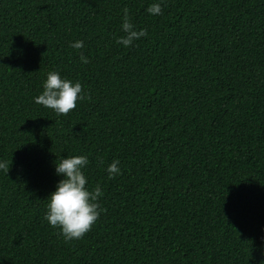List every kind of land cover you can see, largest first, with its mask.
I'll list each match as a JSON object with an SVG mask.
<instances>
[{"label": "trees", "instance_id": "trees-1", "mask_svg": "<svg viewBox=\"0 0 264 264\" xmlns=\"http://www.w3.org/2000/svg\"><path fill=\"white\" fill-rule=\"evenodd\" d=\"M49 71L82 85L67 114L34 102ZM73 155L102 195L65 240L44 213ZM0 160V264H264V0H0Z\"/></svg>", "mask_w": 264, "mask_h": 264}, {"label": "clouds", "instance_id": "clouds-1", "mask_svg": "<svg viewBox=\"0 0 264 264\" xmlns=\"http://www.w3.org/2000/svg\"><path fill=\"white\" fill-rule=\"evenodd\" d=\"M149 15L162 14L160 2L151 3L147 9ZM123 33L116 42L128 47L146 35L144 29L137 30L129 21L127 8L123 9L120 25ZM73 49L83 47L82 40H75L70 45ZM82 63H87V57L81 55ZM34 102L46 108L52 109L56 114H67L76 107V102L82 99V85L66 77H62L57 71H49L42 82V91L33 98ZM11 164V163H10ZM10 164L6 160H0V170L6 174ZM88 164L85 155L63 156L54 162V172L61 177L54 191L46 198V211L44 219L49 226L59 228L65 240L81 238L99 216L98 197L102 195L101 188L97 185L91 191L86 187L88 178L84 175V168ZM119 161L113 160L104 169L109 179L120 174ZM264 230V229H262ZM261 254L264 255V237L261 238Z\"/></svg>", "mask_w": 264, "mask_h": 264}]
</instances>
